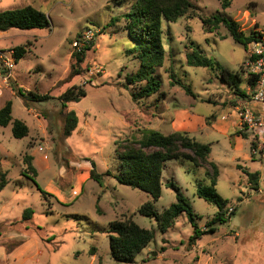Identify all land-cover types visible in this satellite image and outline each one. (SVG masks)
Instances as JSON below:
<instances>
[{
  "label": "rangeland",
  "instance_id": "rangeland-1",
  "mask_svg": "<svg viewBox=\"0 0 264 264\" xmlns=\"http://www.w3.org/2000/svg\"><path fill=\"white\" fill-rule=\"evenodd\" d=\"M190 1L192 6L184 16L176 22H163L165 55L154 74L161 82L158 92L134 101L132 93L140 85L127 87L126 77L140 64L126 53L136 44L125 25L126 14L137 0H0V11L32 5L50 21L49 28L0 31V52L26 48L9 86L2 89L0 108L12 101L13 120L20 119L29 127L27 136L16 138L12 122L0 126V182L7 183L0 190V264H196L190 256L174 261L165 256L169 251H163L170 237L177 247L181 241L188 246L195 242L190 240L194 226L186 213L178 217L176 227L162 233L155 218L138 211L152 200L151 195L118 180L122 146L128 139L141 138L143 129L170 133L175 108H192L210 123L222 113L238 118L237 107L252 95L250 43L245 49L235 42L224 24L207 31L203 18L220 14L238 22L247 35L260 33L264 31V0H231L226 9L219 0ZM87 28L99 33L78 63L73 41ZM193 43L239 73L242 81L238 86L223 82L209 68L188 65L186 53L192 51ZM73 66L79 73L73 72ZM176 80L190 86L196 96L187 94ZM72 86L83 89L86 96L63 107L59 97ZM14 87L50 98L27 106ZM69 110L77 113L79 122L65 137L64 117ZM237 124V131L251 136V144L256 142V150L250 148L248 139L239 150L232 148L227 137L210 128L191 134L211 145L209 160L220 169L216 188L230 202L215 234H205L198 243L215 240L214 264H264V142L241 128L239 118ZM250 153L254 160L247 159ZM235 155L244 167L259 172L260 191L235 166ZM92 161L102 174L100 182L91 178ZM30 162L37 170L34 175ZM31 177L51 195L43 197ZM162 181V196L153 202L159 212L177 201L175 191L167 186L174 181L200 215L198 226L204 227L216 215L217 206L196 194L198 183L210 182L203 167L185 159L168 161ZM80 187V195L74 197L72 191ZM27 208L34 215L22 221ZM129 217L153 229L155 238L133 262H119L111 256L107 230L111 221Z\"/></svg>",
  "mask_w": 264,
  "mask_h": 264
},
{
  "label": "trees",
  "instance_id": "trees-1",
  "mask_svg": "<svg viewBox=\"0 0 264 264\" xmlns=\"http://www.w3.org/2000/svg\"><path fill=\"white\" fill-rule=\"evenodd\" d=\"M223 9L231 5V0H219ZM192 6L190 0H137L130 12L126 14L125 29L131 39L135 42L132 49L126 51L127 54H133L139 59V68L136 72L127 75L126 86L140 85L138 91L132 93L134 101L158 92L161 82L154 75L155 69L160 64L165 55L163 45V22H176L184 16ZM203 23L207 31L209 28H217L224 24L231 37L237 43L242 44L245 49L251 42H258L263 39L259 32H253L247 35L243 32L233 19L216 14L210 18H203ZM210 26V27H208ZM50 21L46 13L32 5L22 8L6 9L0 11V31L9 29L31 30L49 28ZM94 46V42L86 48L85 51L75 53L76 61H82L83 54ZM192 51L186 53V61L190 66L206 67L219 74L220 79L228 84L238 86L242 81L237 72L224 67L218 60L209 57L203 53L198 44L193 43ZM26 53L24 46L15 47L16 61H19ZM79 73V70L73 66V72ZM174 77V75H173ZM181 84L185 92L193 97L196 94L190 86ZM249 84L253 86L254 79L250 77ZM28 106L30 102L43 101L50 98L48 94H39L34 91H24L22 88H13ZM86 96V92L78 86H72L67 89L60 97L63 107H67L69 102H78ZM241 96L247 97V94L241 92ZM12 122L13 135L16 138H23L28 135L29 127L27 124L12 117V101H6L0 108V126H8ZM79 118L74 110H69L64 117L63 135L68 137L77 128ZM247 138L245 132H237ZM257 148L256 142L252 141L251 149ZM120 176L118 180L134 189L142 190L151 195L152 200L147 201L139 208V213L148 217L155 218L157 227L162 233L168 232L176 223L182 213H186L189 222L194 226V233L190 240H196L202 235L214 233L216 224L223 222L226 215V208L229 200L221 196L217 191L218 177L220 170L218 165L209 160L211 145L202 143L186 131H173L169 134L162 133L157 129H143L142 137L139 139H128L127 143L119 151ZM174 159H185L190 161L196 167H203L205 174L209 179V184H197L196 194L205 201L217 206L216 215L206 223L205 229H199L197 218L199 214L193 209L189 199L174 181H169L167 186L171 187L175 193L177 201L168 208L159 212L153 202L159 200L162 196L163 171L168 161ZM91 178L99 181L102 174L96 170L95 162L92 161ZM33 175L37 173L36 168L31 162L28 164ZM247 175L254 188L258 187L259 173L249 172L243 167H239ZM110 174V172H108ZM32 178V177H31ZM38 190L43 197L50 196L46 190L42 189L34 178ZM7 183L0 182V190ZM34 210L27 208L24 211L22 221L32 219ZM110 244L111 256L119 262H133L155 238V231L145 228L136 223L133 218L115 219L109 223L107 230Z\"/></svg>",
  "mask_w": 264,
  "mask_h": 264
},
{
  "label": "crops",
  "instance_id": "crops-1",
  "mask_svg": "<svg viewBox=\"0 0 264 264\" xmlns=\"http://www.w3.org/2000/svg\"><path fill=\"white\" fill-rule=\"evenodd\" d=\"M260 33L264 38V31L263 32L261 31ZM250 106L254 110L258 109V106L254 103H250ZM174 114H175V120L171 124V132H173V131H186V132H189L190 134H195L198 132H202L203 129L210 128V129H213L218 135H223V136L227 137L229 144L231 145L232 148L239 150L242 146V143L246 139H248L250 141V148H251V136H247V138H245L241 134L239 135L237 133L238 132L237 131L238 130L237 115L235 117L234 116L230 117L229 115H227V117H225L224 114H226V113H222L221 116L216 115V118L211 120V122L209 123V122H207L205 117H203V115L196 114L193 111V109L189 108V107L188 108H184V107L175 108ZM223 115H224V117H223ZM262 128L264 129V126ZM258 129H257V131H256V129L251 130L252 136L256 140H258L260 142H264V136H262L264 131L262 133V130H261L260 131L262 133L261 134L258 131ZM217 142H218V140H217ZM262 147H263V145H262ZM211 152H212V148H211ZM237 155H235V157H234L235 166L238 169H240L242 172H243V170L241 168H239L240 166L243 168H246L249 172H252L247 167H244L242 164H240L238 162V159H240V158H237ZM247 159L248 160H254L251 153H250V155L247 156ZM211 161H213V160H211ZM256 172H258V171H256ZM241 182L242 181L240 180L239 183H241ZM249 185L253 186L250 182H249ZM256 189L258 191H260L259 183H258V187ZM81 191H82V187H80V189H78V190L74 189L72 191V194L74 195V197H76V196L80 195ZM238 199L241 200V197H239ZM210 220H208V221H210ZM174 227H176V223L172 228H174ZM199 229L203 230V229H205V226L204 227L202 226V228L199 226ZM216 231H217V228H216ZM215 232L209 233V234H215ZM204 236L205 235H202L200 238L196 239L195 242L192 243L190 246L186 245L185 243H183L181 241V243L178 247L172 245V243L175 240L171 239V237H170V239H168L169 242L165 244V248L163 250L164 252L169 251L170 254L167 253V255H165V254L164 255L173 257L174 261L177 260L176 257H180L183 259V258L190 256V258H192V260L196 264H214L213 261L215 260V257H214L215 254H214V251H212V246L215 245L214 244L215 240L213 239L210 242H205L204 244L202 243L203 245H201L198 243V241H202V238H204Z\"/></svg>",
  "mask_w": 264,
  "mask_h": 264
},
{
  "label": "built area",
  "instance_id": "built-area-1",
  "mask_svg": "<svg viewBox=\"0 0 264 264\" xmlns=\"http://www.w3.org/2000/svg\"><path fill=\"white\" fill-rule=\"evenodd\" d=\"M98 33V30L92 28L79 33L73 41L74 49L77 52L85 51L94 42ZM16 62L14 49L0 52V95L3 87L9 86V79L12 77ZM248 67L249 75L254 79L252 95L246 103L237 107V114L241 128L254 130L264 126L261 116V111H264V38L250 43ZM250 103L256 104L258 109L251 108ZM229 211H234V208L229 207Z\"/></svg>",
  "mask_w": 264,
  "mask_h": 264
}]
</instances>
